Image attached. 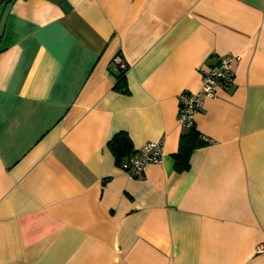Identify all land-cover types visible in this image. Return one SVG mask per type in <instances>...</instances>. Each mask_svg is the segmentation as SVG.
I'll use <instances>...</instances> for the list:
<instances>
[{"label":"crops","instance_id":"obj_1","mask_svg":"<svg viewBox=\"0 0 264 264\" xmlns=\"http://www.w3.org/2000/svg\"><path fill=\"white\" fill-rule=\"evenodd\" d=\"M225 55L177 171L179 95ZM119 131L161 160L128 174ZM260 242L264 0H0V264H264Z\"/></svg>","mask_w":264,"mask_h":264},{"label":"built area","instance_id":"obj_2","mask_svg":"<svg viewBox=\"0 0 264 264\" xmlns=\"http://www.w3.org/2000/svg\"><path fill=\"white\" fill-rule=\"evenodd\" d=\"M231 59L229 55L222 56L218 63L208 71L203 72L199 90H186L180 93L177 120L181 127H188L193 123V115L201 107L204 97L213 96L217 88L225 87L232 83ZM114 60L122 67L125 64L119 54L114 57ZM162 155V140L148 141L136 148L135 154L123 162V167L130 175H141L149 164L159 162ZM255 251L264 252V242L258 243Z\"/></svg>","mask_w":264,"mask_h":264},{"label":"trees","instance_id":"obj_3","mask_svg":"<svg viewBox=\"0 0 264 264\" xmlns=\"http://www.w3.org/2000/svg\"><path fill=\"white\" fill-rule=\"evenodd\" d=\"M12 2L13 0H6ZM117 63V62H116ZM119 65V63H117ZM120 66V65H119ZM127 64L120 66V72L115 74V88L124 91L125 71ZM183 130L179 135L178 149L173 153L174 167L177 171L187 170L189 168V157L193 150L205 146L208 142L203 135L196 129L194 122L188 127H182ZM108 147L112 151L117 163L122 164L127 161L130 156L135 154L136 148L132 145L131 139L124 131L115 133L107 142Z\"/></svg>","mask_w":264,"mask_h":264}]
</instances>
